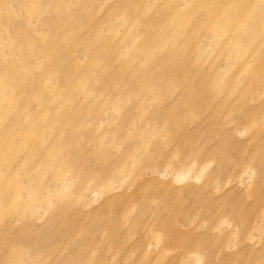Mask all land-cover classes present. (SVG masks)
I'll return each instance as SVG.
<instances>
[{
  "label": "rangeland",
  "instance_id": "obj_1",
  "mask_svg": "<svg viewBox=\"0 0 264 264\" xmlns=\"http://www.w3.org/2000/svg\"><path fill=\"white\" fill-rule=\"evenodd\" d=\"M56 1L60 7H67L65 11L77 4L73 0H26V3L11 0L10 15L18 16L20 28L12 25L0 28V48L7 51L11 43L21 47L26 52L28 62L36 65L32 74L43 71L52 61L62 62L59 52L63 51V47L52 53L34 52V44L51 48V44L60 39L45 27L48 10L53 8ZM80 1L83 7L79 18L105 23L106 26L99 33L111 35L118 42L120 56L135 63L147 62L132 38L136 35V24L124 20L121 12L109 24L110 9L116 0ZM188 1L146 0L145 15L137 17L141 20L148 16L156 2L164 8H170L172 2H176L182 9L188 10ZM214 1L203 0V4H195L194 8L189 9L192 18L185 23L184 29L190 30L195 20L207 12ZM238 1L241 3L242 0ZM257 2L264 6V0ZM77 22L73 17L68 19L71 25ZM258 22L255 20L254 24ZM163 27L166 30L167 25ZM231 28H236L233 30L240 33L245 31L244 26L230 24L225 33H229ZM28 30L32 33V47L23 38ZM80 34L83 35L82 32ZM201 47L200 53L207 55L202 58V68L213 64L219 70L236 72L239 80L238 86L228 92L217 90V86H214L212 96H207L208 90L204 91L197 82V85L190 87L191 103L181 102L192 107L199 100L204 108L212 106L205 111L192 112V116L184 122V133L195 134L192 146L198 150L197 155L185 158V165L180 166L184 161L172 152L165 160H157L160 169L151 171L147 168V160L144 159L141 166L135 163L142 160L143 155L141 151H136L127 163L132 173L117 177L110 190H103L101 185L97 192L93 191L95 185L83 175L84 168L79 160L74 164L61 157L47 161V155L32 158V161L27 156L24 159L27 148L23 146L20 135L14 137V142H18L16 150L22 151L16 155V150L9 146L10 142L5 137V114H2L3 107L0 106V264H76L79 261H76L77 257L81 259L79 264H97L100 257L98 252L105 254L107 264H124L122 261L131 260L134 264L209 263L206 254L185 253L183 247L169 245L160 230H153L157 227L153 228L154 215L177 220V227L184 231L188 229L184 220L190 219V228H195L197 234H203L205 243L208 242L214 249L215 259L211 264H264V81L253 84L249 76L239 70L241 61L232 59L226 64L222 60L226 48L221 40H203ZM246 47L248 51L244 58L255 63L257 56H261L258 48L264 49V42L256 38L250 40ZM75 52L82 59L85 57L83 46H78ZM7 54H2L6 62L9 59ZM13 59L17 61L19 57L14 56ZM16 75L20 80L16 87L17 95L13 98L5 95V103L18 101L15 117L19 114L22 118L30 115L37 117L32 119V129L36 135L37 132L40 134L37 126L44 121V108L39 106L40 100L50 101L58 114L64 116L75 115L67 112L75 99L80 100L81 105L91 101L87 108H97L96 111L100 112V116L93 113L91 117L78 121L74 125L76 129L73 135L70 124L58 123V130L48 131L42 136L43 139L39 138L45 148L58 134L60 142L56 148L61 153L70 150V144L65 141L88 132L87 138L93 135L96 138V141H91V145L95 144L96 147L93 154L101 150L99 145L106 144L113 159L117 156L120 159L123 143L114 141L108 128L119 123L122 115L132 109H135L132 112L139 124L136 114L144 112L148 116L156 104L146 98V93L156 90L152 86L146 90L126 88L120 94H113L110 86L101 90L102 84L97 79L92 82L87 78L80 79L74 85V93L59 96L57 91L62 86L61 80L54 71L48 70L41 79L42 85L50 93L32 94V108L28 109L20 96L28 94L26 88L32 87L31 78L22 70ZM22 82L24 87L21 86ZM172 85L176 89L170 99L181 97L184 92L182 81L175 78ZM242 92H248L246 97H241ZM137 101L143 103L134 106ZM65 102L68 104L64 105ZM219 106L223 108L217 109ZM55 110L47 108L50 113ZM212 110L218 111L216 124L210 120ZM152 122L154 124L155 120ZM19 130L21 133L24 130L23 119ZM153 133L152 140H157L160 135L167 138L169 132L163 126ZM225 139L228 144L218 156H214ZM151 143L149 139L146 146L149 147ZM176 145L177 141L173 140L169 149H174ZM188 149L183 147L181 151ZM147 187L148 190H145ZM165 189V193L161 192ZM163 195H171L173 200H177L167 205L162 202ZM111 199L114 200L110 202ZM54 212L59 214L58 220L65 225L52 219ZM104 214L107 215L101 216ZM103 222L107 226H101ZM39 231L49 235L34 237L33 233ZM122 249L127 256L120 260L116 253ZM224 255L227 260H223ZM68 256L74 261L67 262Z\"/></svg>",
  "mask_w": 264,
  "mask_h": 264
},
{
  "label": "bare ground",
  "instance_id": "obj_2",
  "mask_svg": "<svg viewBox=\"0 0 264 264\" xmlns=\"http://www.w3.org/2000/svg\"><path fill=\"white\" fill-rule=\"evenodd\" d=\"M73 1H76L77 4L68 9V11L64 10L67 7H60V3L56 1L53 8L48 10V15H46L45 27L60 38L58 42L52 43L51 48L41 44H34V52L40 53L56 52L59 51L60 47H63V51L59 52L62 62L52 61L43 71L32 74V71L35 72L36 65L32 66V63L28 62L26 52L21 47L11 43L7 51L4 48H0V106L3 107L2 114H5L3 115L7 133L5 137L8 138L9 146L14 151L18 148V142H14V137L20 135L23 146L27 148L24 159L27 156L32 161V158L35 159L47 155V159H45L47 161H51L50 158L61 157L74 164L75 161L79 160L84 168L82 173L93 181L95 185L93 191L95 192L100 189L101 185H103V190H110L113 188L112 184L117 177L131 174L132 170L127 166V163L132 155H135L133 153L136 151H141L143 155L142 160H137L135 163L141 166L143 164L142 161L145 159L147 160V168L151 171L160 169L157 160H165L172 152L177 153L179 160L184 161L180 166L185 165V158L197 155L198 150L192 146L195 134L184 133V122L186 118L192 116V112L205 111L206 108H212V106L204 108L199 100L192 107H187L181 102L191 103L190 87L197 85V82L202 85L204 91L208 90L207 96H212V91L215 90L214 86H217V90L228 92L232 87L238 86L239 80L236 72L229 73V70H219L213 64L208 67H201V64H203L202 58L207 56L200 53L203 40L210 39L213 42L221 40L226 48L222 54V60H225L226 64L232 59L238 62L241 61L239 62V70L247 74L253 84L257 85L264 81V49L258 48L261 56H257L258 60L255 63H250L248 59L244 58L248 51L246 44L250 40L257 38L259 42H264V6L257 0H242L241 3L238 0H215L209 6L207 12L201 14L200 18L195 20L192 28L187 31L184 29V25L190 22L192 18L189 9L194 8L195 4H203V0H189L190 8L188 10L182 9L176 2H172L170 8H164L156 2L154 7H152L151 13L141 20L137 16L145 15L146 0H116L110 9L109 24H112L114 19L119 16L118 12L122 13L121 17L124 20L132 21L136 24V35L132 38L135 39L134 43L137 45V50L146 59L147 62L145 64L135 63L120 56L118 42L111 35L99 33L106 24H102L101 21L89 22L87 18L80 19L83 3L80 0ZM10 2L11 0H0V28L4 25L20 28L21 23L19 22L21 20H18V16L13 17L10 15ZM22 3H26V0H22ZM70 17L77 19L78 22L72 25L69 24L68 19ZM255 20H259V22L254 24ZM164 24L167 25L166 30L163 27ZM230 24L244 26V33L234 31L233 29L236 28H231L228 30L229 33H225L227 26ZM81 32L83 35L80 34ZM198 32L199 34H197ZM127 37L131 38V36ZM23 38L32 47V33L30 30L24 34ZM78 46H83L85 56L83 59L75 52ZM4 53H8V62H6L5 58H2ZM14 56H18L19 59L15 61L13 59ZM100 58L103 60H100ZM85 59L86 61L83 62ZM19 70L29 76L32 82V87L26 88L28 94L24 97L23 95L20 96V99L24 102L23 105L28 107V109L32 108V94L46 95V93H50V90L42 85L41 79L43 73L48 70L54 71L61 80L62 86L57 91L59 96L66 93H74L72 89L74 85L80 79L87 78L92 82L97 79L102 84L101 90L106 86H110L113 94H120L126 88L146 90L148 86H152L156 90L152 93H146V98L155 101L156 104L148 116H145L144 112L136 114L140 120L139 124L134 118L135 113L132 112L135 109H132L122 115L119 123L108 128L113 140L123 143L120 159H117L118 156L113 159L106 144L99 145L98 147L101 150L97 151L99 152L98 154H96L97 152L93 154V149L96 147L95 144L91 145V141H96V138L95 135L87 138L88 132H82V134L65 141L71 147L70 150L68 148V151L61 153L59 148H56L60 142L58 134L54 135L52 142L45 148L42 147L43 142H40L39 138L43 139L42 136L48 131L54 132L58 130V123L70 124V129L73 130L71 135H73L76 129L74 125L78 121L91 117L93 113L100 116V112L96 111L97 108H87L91 105V101L81 105L80 100L75 99L71 102L72 108L67 110V112L75 115L71 116L65 113L66 115L64 116L58 114L54 106L50 105V101L40 100L39 106L44 108V121H41L37 126L40 134L37 132L36 135V132L32 129V119L35 120L37 117L30 115L22 118L21 114L15 117L14 111L18 101L5 103V95H9L12 98L17 95L16 87L20 80L17 78L16 72ZM202 76L204 78H201ZM175 78L182 81L184 92L181 97L170 99L171 94L176 89L172 85ZM225 82L228 83L225 84ZM21 86L24 87V82L21 83ZM247 93L242 92L241 97H246ZM126 96L130 97L129 95ZM177 98H180L179 101H177ZM142 103L143 101H137L134 106H140ZM66 104L68 103L65 102L64 105ZM47 108L55 111L52 113L47 112ZM222 108V106L217 107V109ZM231 109L233 110V107ZM217 112L212 110V114H209L213 124H216L218 120ZM22 119L24 130L21 133L19 125ZM154 120L155 123L153 124L152 121ZM35 124L37 125L36 122ZM163 126L169 132L167 134L168 137L163 138L160 135L157 140H152L153 132L158 127ZM152 128L155 129L151 131ZM129 130L134 131V133H130ZM149 139L152 143L147 147ZM173 140L177 141V145L174 149H169ZM227 144L228 141L226 139L220 143L219 150L215 151L214 156H218ZM50 147L52 148L49 149ZM145 147L146 149H144ZM183 147H188L189 149L181 151ZM20 153L22 151L16 150V155ZM108 186H110L109 189H107ZM145 190H148V187ZM165 191L166 189L161 192L165 193ZM114 199H111L110 202ZM176 200H173L171 195H163L162 198V202L167 205H172ZM146 205L148 206V203ZM140 207H143V205H140ZM105 215L107 214L101 216ZM58 216L59 214L54 212L52 219L59 224L65 225L58 220ZM190 221V219L184 220V224L188 225V229L184 231L177 227V220L154 215L152 223L155 225L153 228L157 227L152 229L160 230L165 235L169 245L183 247L185 253L198 252L206 254L209 260L208 264H211L215 259L214 249L212 250L213 247L208 242L205 243L204 237H202L203 234H197L195 228H190ZM102 225L107 226L104 222L101 223ZM61 233L62 231L59 234ZM41 235L48 236L49 234L43 231L33 233L34 237ZM98 254L100 257L97 258V264H107L105 254L102 252H98ZM116 254L119 255L120 260L127 256L124 249L119 253L117 251ZM78 259L79 261L76 264L81 262L79 257H77L76 261ZM66 260L67 262L74 261L71 256L66 257ZM223 260H227L225 255ZM122 262L124 264H134L132 260L130 262Z\"/></svg>",
  "mask_w": 264,
  "mask_h": 264
}]
</instances>
